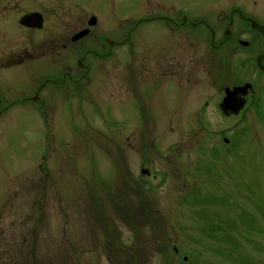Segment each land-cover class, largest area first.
<instances>
[{
  "label": "rangeland",
  "instance_id": "obj_1",
  "mask_svg": "<svg viewBox=\"0 0 264 264\" xmlns=\"http://www.w3.org/2000/svg\"><path fill=\"white\" fill-rule=\"evenodd\" d=\"M11 2L19 12L45 13L48 24L30 35L8 14L0 18L6 106L27 94L40 72L63 68L64 53L71 75L87 66L92 72L81 83L48 86L37 104L11 106L0 117V264H236L214 252L203 214L237 222L245 211L259 217L264 205V71L257 63L264 38L235 17L225 46L212 49L207 26L177 28L162 17L201 20L215 28L217 44L235 9L264 27V0ZM179 34L191 47L176 52ZM63 36L68 49H53L52 38ZM105 39L122 43L110 50ZM90 49L110 53L88 55L79 67ZM168 55L181 60L183 75L173 82L158 72L174 63ZM131 66L147 69L133 84ZM11 72L19 73L13 79ZM155 75L160 87L143 93ZM233 82L255 83L261 92L244 119L221 108V86ZM207 195L226 204L197 200ZM262 225L248 239L254 244L242 245L264 263Z\"/></svg>",
  "mask_w": 264,
  "mask_h": 264
},
{
  "label": "flooded vegetation",
  "instance_id": "obj_2",
  "mask_svg": "<svg viewBox=\"0 0 264 264\" xmlns=\"http://www.w3.org/2000/svg\"><path fill=\"white\" fill-rule=\"evenodd\" d=\"M11 1L12 0H0V18H3V16L8 14V16L5 18L6 20H10L12 22L11 24L19 23L22 26V28L25 29V31L29 32L30 35L43 32V31H45L47 29L48 21H47V17L45 16V13H42V12L36 10V9H27L24 12H19V5L18 6L17 5L13 6L12 5L13 2H11ZM34 13H40L42 15V17H40V16L37 17V22H36L37 25L36 26L34 25L33 27H30V26H27V25H24V24L21 23V21H22V19L24 17H26L28 15H31V14H34ZM10 16H11V18H10ZM235 17H238L239 19H241L245 24H248L251 30L257 31L264 38V31H263L264 27H261L259 29H255L253 27V23H256V22H254V19L244 15V13L241 10H239V9H235L232 13L229 14V18L227 19L228 26H227V28L224 31V36L225 37H227L226 33L230 31V27L236 21ZM159 18H161V17H159ZM162 18L164 19V21L168 22L169 24H171V25H173L174 27H177V28L184 27V26L196 27L198 25L207 26V28L209 29L212 49L222 48V47L225 46L224 44L228 41L227 40L228 37H227V38H223V39L219 40V42L216 44V41H215L216 40L215 28L214 27L213 28L209 27L208 24H206L205 22H203L201 20H197V21L193 22L192 19H188V18H186L184 16H182L180 18H177V19L170 18V17H168V18L162 17ZM150 19H153V18H145V19L141 18V22L147 21V20L149 21ZM38 21L42 22L41 23L42 27L38 26ZM136 27H137V23L135 24V26H133L131 28L129 36H128V39H127L128 41L131 39V31L136 29ZM79 33H77V34H79ZM77 34H75V36ZM89 35H90V33H89ZM89 35H87V36H89ZM75 36H73V37H75ZM73 37H72V40H73ZM187 37H189V35H187L186 38ZM96 40L102 42L103 39L102 38H97ZM181 40H182V35L179 34L175 38V45L174 46H175V48H177L176 52L177 51H181L182 47H191V45L190 46H183L182 43H181ZM189 40L192 41V38L190 37ZM80 41H82V39L78 40V41H73V44H76V43H78ZM104 41H105V43L107 45H109L110 50H111V48L114 45L122 43V42L115 43L114 41H112L110 39H105ZM236 41H238V39ZM51 42H52V44L55 45V48H53V49H56V48L61 46V48L59 50H66L69 47V45L65 43V37L64 36L61 39H59V40H56V39L52 38ZM238 44L240 45V43H238ZM234 45L237 47V44H234ZM132 49H133V47H132ZM168 51H166L165 49L163 50V54H162L163 57H164L165 53H167ZM109 53H110V51L107 52V53H103V51L90 49L89 51H86L85 53L82 54V57L78 60V65H79V67L84 68V64L82 63V59H85L88 55H91L93 57L95 56V58H98V59H103V58L109 56ZM162 55H161V58H163ZM168 57H169L170 60L174 59L175 60L174 63H172V61H170L169 65L162 67L161 68L162 70L158 71V72L162 73V77L163 78H165L163 75H169L170 78L167 79V80L169 82H173L172 78L175 77V74L179 75V78L182 77V75H183V72H182L181 66H180L181 60L178 59L177 55L175 57H172L171 55H168ZM39 58L43 59V57H38V59ZM62 58H63V62H64L63 63V68H59L58 70H54L53 69L52 72H50V73H48V72L47 73L40 72L39 75H38L39 78L34 79V81H33L34 84H31L30 91H28L27 94H25L24 96H22L20 98H17L18 96H16L13 101L11 100L12 101L11 104H9L7 106H6L7 100L5 98L6 97L5 96L6 91H1V90H3V88H0V92L1 93L4 92V93L0 94V117L3 114H5L8 111V108H10L11 106L28 103L29 101L34 102V104H37L39 102L37 100L40 99V94L44 95V93H45L44 90L46 88H50L48 86H52V89H54V88L60 89V88L66 86L68 84L71 85V84H76L78 82L81 83L80 82L81 80L87 79L90 76V73L92 72L91 71V66H89V67L87 66L86 68H84V72L81 75H79V77H74L73 75L70 74L69 71H66V69H71V67H68L67 65H65V63L69 59V55L64 53ZM76 58H77V55L74 56V59H76ZM98 59H96V60H98ZM258 59H261V65L264 68V52H261L260 55L257 57V63H258ZM4 60H5L4 58L3 59L0 58V68H2L3 64L6 62ZM39 60H41V59H39ZM260 70H262V69H260ZM145 72H147L146 67L131 66L130 67V77H131L132 84L135 81H137L138 78L141 81L144 78ZM191 72L193 73L194 70L192 69ZM18 73L19 72H17V73L16 72H14V73L11 72V73H9V76L11 75L12 78L15 79L17 77ZM1 74L2 73L0 72V75ZM162 77L158 76V75H155V78L147 79L146 83H143L144 84L143 89H142L143 93L145 92V94H149L150 90L157 85L155 87V89H154V91H156L157 88L160 87V85H161V81L159 82V80L162 79ZM246 83H249V82H245V83L233 82L231 85L228 84L227 87L223 88L224 85L221 86V89L223 90V93H224V96H225L226 88H234V87H238V86H244ZM252 86H253V90H250L249 93L244 97V99L247 101L245 106H244V108L239 113H233L232 111L225 112V111L222 110L224 112L225 116H227V117L239 116V118H242V119L245 118L247 108L250 105L254 104V101L256 100L257 97L259 99L262 97V96H260L261 92L258 91L259 89L255 85V83H252ZM132 93H134L133 95H134V97L136 99H140L139 96L137 95V94H139L138 88H135L132 91ZM151 98H152V96H151ZM238 98L241 99V96L239 95ZM46 101L47 100L43 98L41 100V103L45 104ZM208 104H209V101H207L205 103V105H208Z\"/></svg>",
  "mask_w": 264,
  "mask_h": 264
},
{
  "label": "trees",
  "instance_id": "obj_3",
  "mask_svg": "<svg viewBox=\"0 0 264 264\" xmlns=\"http://www.w3.org/2000/svg\"><path fill=\"white\" fill-rule=\"evenodd\" d=\"M197 200H199V202L202 204H226L225 201L218 200L217 198H214L210 195ZM258 209L260 213L259 217H256L250 212L248 213L245 211L241 216H239L237 222L228 220L225 217L219 216L217 214H203L204 217H208L205 219L206 225L203 227V233L210 240L218 244L214 250L218 256L224 259H233L236 261V264H264L254 260L248 255H245L242 245L243 241L254 244V242L252 243L250 240H248L250 239L249 237L262 231L264 205L260 204ZM240 228L244 232H241ZM189 262V264H211L209 262H200V260L198 261L195 259H192V261Z\"/></svg>",
  "mask_w": 264,
  "mask_h": 264
},
{
  "label": "water",
  "instance_id": "obj_4",
  "mask_svg": "<svg viewBox=\"0 0 264 264\" xmlns=\"http://www.w3.org/2000/svg\"><path fill=\"white\" fill-rule=\"evenodd\" d=\"M40 16L42 17V15L40 13H34L31 15H28L26 17H24L21 21L22 24L33 27L34 25H37V17ZM35 22V23H34ZM34 23V24H33ZM42 22L38 21V26L42 27ZM97 23V19L96 17H93L90 21V25L94 26ZM253 27L255 29H259L262 26L253 23ZM264 31V28H263ZM88 33H90V30H84L83 32H80L79 34H77L74 38L73 41H78L80 39H82L84 36L88 35ZM112 43V42H111ZM244 46L249 45V42H241ZM259 66L264 70V68L261 65V59L258 60ZM250 90H253V86L251 83H246L244 86H238V87H234V88H227L226 89V96L223 99L222 102V110L227 112V111H232L233 113H239L245 106L246 104V100L244 99V97L249 93ZM242 93L243 97L241 99L238 98V94ZM225 142H229L228 139H225ZM142 174H149L148 170H142ZM175 252H178V249L175 248ZM188 257L186 256L184 258V261H187Z\"/></svg>",
  "mask_w": 264,
  "mask_h": 264
}]
</instances>
